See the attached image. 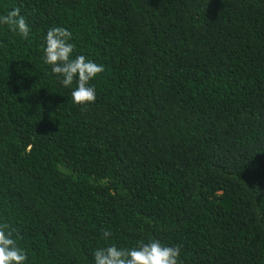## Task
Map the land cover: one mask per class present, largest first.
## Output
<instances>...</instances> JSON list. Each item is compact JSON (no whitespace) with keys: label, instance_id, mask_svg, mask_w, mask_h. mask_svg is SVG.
Instances as JSON below:
<instances>
[{"label":"trees","instance_id":"1","mask_svg":"<svg viewBox=\"0 0 264 264\" xmlns=\"http://www.w3.org/2000/svg\"><path fill=\"white\" fill-rule=\"evenodd\" d=\"M13 8L30 35L0 26V227L25 264L149 238L180 264H264V0H0ZM52 26L104 66L95 102L43 63Z\"/></svg>","mask_w":264,"mask_h":264},{"label":"clouds","instance_id":"2","mask_svg":"<svg viewBox=\"0 0 264 264\" xmlns=\"http://www.w3.org/2000/svg\"><path fill=\"white\" fill-rule=\"evenodd\" d=\"M0 26L18 33L25 40L29 38L30 26L19 9L13 8L0 14ZM73 33L62 26H52L43 35V56L45 65L64 88H71L74 104L88 105L96 100V89L90 83L105 69L102 64L83 54H75ZM74 85V86H73ZM101 184L106 183L101 180ZM109 230L103 232L107 239ZM180 248L168 245L156 238L140 240L134 246L123 248L107 244L93 251L94 264H180ZM28 253L19 246L13 231L7 226L0 227V264H25Z\"/></svg>","mask_w":264,"mask_h":264}]
</instances>
